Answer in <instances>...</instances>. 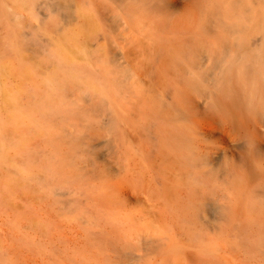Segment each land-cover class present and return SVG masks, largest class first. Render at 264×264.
<instances>
[{
    "label": "clouds",
    "instance_id": "1",
    "mask_svg": "<svg viewBox=\"0 0 264 264\" xmlns=\"http://www.w3.org/2000/svg\"><path fill=\"white\" fill-rule=\"evenodd\" d=\"M0 264H264V0H0Z\"/></svg>",
    "mask_w": 264,
    "mask_h": 264
}]
</instances>
